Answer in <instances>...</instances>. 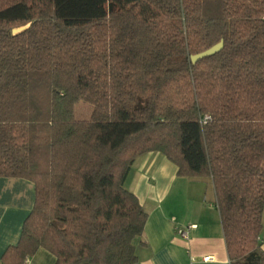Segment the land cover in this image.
Segmentation results:
<instances>
[{
    "label": "trees",
    "instance_id": "trees-1",
    "mask_svg": "<svg viewBox=\"0 0 264 264\" xmlns=\"http://www.w3.org/2000/svg\"><path fill=\"white\" fill-rule=\"evenodd\" d=\"M152 152L211 180L229 264H264V0H0V178L35 194L1 263L135 264Z\"/></svg>",
    "mask_w": 264,
    "mask_h": 264
},
{
    "label": "crops",
    "instance_id": "crops-1",
    "mask_svg": "<svg viewBox=\"0 0 264 264\" xmlns=\"http://www.w3.org/2000/svg\"><path fill=\"white\" fill-rule=\"evenodd\" d=\"M125 187L147 214L135 264H229L210 179L180 177L173 163L152 152L135 160ZM34 196L31 182L0 178V264L6 249L17 244ZM263 215L258 244L264 252ZM190 225L188 238H180L177 230ZM25 264H55V257L41 248Z\"/></svg>",
    "mask_w": 264,
    "mask_h": 264
},
{
    "label": "water",
    "instance_id": "water-1",
    "mask_svg": "<svg viewBox=\"0 0 264 264\" xmlns=\"http://www.w3.org/2000/svg\"><path fill=\"white\" fill-rule=\"evenodd\" d=\"M27 27H22L19 29H14L12 31L13 34H17L20 33L22 31H24ZM223 48V42L220 41L219 43H217L216 45L212 46L211 48H209L208 50L201 52L197 55L191 56L190 57V62L192 64H196L198 61L205 59L207 57H211L213 55H215L216 53H218L219 51H221V49Z\"/></svg>",
    "mask_w": 264,
    "mask_h": 264
},
{
    "label": "rangeland",
    "instance_id": "rangeland-1",
    "mask_svg": "<svg viewBox=\"0 0 264 264\" xmlns=\"http://www.w3.org/2000/svg\"><path fill=\"white\" fill-rule=\"evenodd\" d=\"M92 112V106L84 102H79L75 106V119L79 121L87 120ZM263 225H264V215H263ZM264 231V227H263ZM262 236V235H261Z\"/></svg>",
    "mask_w": 264,
    "mask_h": 264
},
{
    "label": "built area",
    "instance_id": "built-area-1",
    "mask_svg": "<svg viewBox=\"0 0 264 264\" xmlns=\"http://www.w3.org/2000/svg\"><path fill=\"white\" fill-rule=\"evenodd\" d=\"M209 120H210V117H209V116H205V117L203 118L202 122H203V123H206V122L209 121ZM193 228H194V226L190 225V226H188V227H186V228H184V229H178V230H177V234H178V236H179L180 238H182V239H187V238H188V232H189V230H191V229H193ZM203 260H204V261H209V257H205Z\"/></svg>",
    "mask_w": 264,
    "mask_h": 264
}]
</instances>
